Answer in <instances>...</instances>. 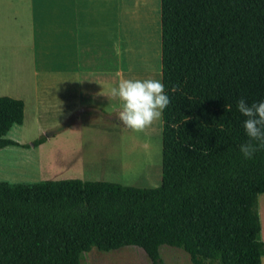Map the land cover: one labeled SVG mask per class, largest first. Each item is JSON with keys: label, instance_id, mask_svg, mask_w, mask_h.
Returning <instances> with one entry per match:
<instances>
[{"label": "trees", "instance_id": "obj_1", "mask_svg": "<svg viewBox=\"0 0 264 264\" xmlns=\"http://www.w3.org/2000/svg\"><path fill=\"white\" fill-rule=\"evenodd\" d=\"M160 34L161 184L0 181V264H81L128 246L164 264L162 245L193 264H261L264 151L239 152L236 102L264 101V0H160ZM23 119V101L0 96V150L21 146L6 135Z\"/></svg>", "mask_w": 264, "mask_h": 264}, {"label": "crops", "instance_id": "obj_2", "mask_svg": "<svg viewBox=\"0 0 264 264\" xmlns=\"http://www.w3.org/2000/svg\"><path fill=\"white\" fill-rule=\"evenodd\" d=\"M151 8L155 18L160 61V0H0V96L23 101L24 119L20 127L25 125L29 110L38 124L39 133L43 135V132L49 131L46 133L45 142L58 136L64 140L78 137L82 132L80 126L85 122L89 123L90 131H93L97 118L104 120L118 112L119 108L112 109L110 106L116 99L109 94L112 87L108 36L110 9H117L118 12L117 26L119 25L122 47L120 51L118 38L116 53L122 55L123 70L132 71L136 64L143 68V61L149 55L154 75L157 62L148 47ZM113 17L115 26L114 11ZM102 32L104 35L100 38ZM100 42L103 45L101 54ZM155 45L156 43L151 46L152 50L156 49ZM23 48L27 49L26 56ZM119 56L117 60H120ZM133 72L130 78L145 77L141 69L136 74ZM14 73L18 74L17 77ZM5 76H10L12 80L9 85L1 84ZM41 121L45 124H41ZM159 121L155 122L154 135L159 124V130H162V121ZM53 130L56 133L51 134ZM83 131L86 133V128ZM144 132L146 137L154 138L147 129ZM135 135L142 139L141 134ZM127 148L119 153L122 158L121 175L134 181L137 174L131 170L130 164L138 162L144 154L139 148ZM88 177L92 181H98L93 176ZM258 209L261 238L264 241V192L259 195ZM160 248L161 246L159 251ZM167 251L171 253V257L179 255V251ZM188 260L193 264L190 257ZM261 264H264V256Z\"/></svg>", "mask_w": 264, "mask_h": 264}, {"label": "rangeland", "instance_id": "obj_3", "mask_svg": "<svg viewBox=\"0 0 264 264\" xmlns=\"http://www.w3.org/2000/svg\"><path fill=\"white\" fill-rule=\"evenodd\" d=\"M113 11L116 18L115 26L113 25ZM117 13V9H110L111 24L108 36L110 37L109 71L111 86L113 87L117 85L119 79H121V71H123V78L126 79L135 78L130 77L132 73H134L133 71H135L136 74L139 69H141L145 75V77H140L139 79H146L149 77L159 79L158 65L160 64V61L159 55L157 53L158 40L156 39V28L154 24L155 18L152 8L150 9L149 14L150 39L148 41V47L150 53H153L154 60H156L157 62L154 75H152L153 67L149 55H146L143 61V68L140 67L139 64H136L138 67L136 66L135 68H132V71L123 70L122 55L120 54L119 56L116 53L118 38L120 51L122 47L119 25L117 26ZM103 35L104 33L102 32L100 34V38H102ZM155 39L157 40V42H155ZM154 43H156V49L152 50ZM137 46H139V44ZM125 48H127V46H125ZM102 49L103 45L100 42V54L102 53ZM26 51L27 49H24L23 53L25 56ZM136 53L137 55L139 54L138 51ZM117 56H119L120 60H117ZM136 58H138V56H136ZM5 66L8 65L5 64ZM8 68L11 69V67L9 66ZM14 69H16V67H14ZM99 70L100 72L102 71L101 66ZM13 75L17 77L18 74L14 73ZM26 76L27 75L25 74L24 77ZM9 77L5 76L2 79L3 81H1V84L9 85V83L12 82ZM110 106L112 107V109H118L120 108V102L116 99L115 101L111 102ZM95 113L101 116L98 111H96ZM101 117L103 118V116ZM41 124L45 123L41 121ZM88 124V122H85L82 126H80V130L82 132H80L78 137H70L61 140L60 136H58L53 139H48V141L42 143V145L40 144L39 146L34 148L32 146V143L41 136L46 137V133H49V131L43 132V135H41L38 130L37 122L34 121L28 110L25 125L23 127L13 126L9 133L6 135V138L19 143L21 146H9L0 150V181L8 183H35L44 180L67 179L92 181L90 180L92 178H89L88 176H93L95 177L94 179L98 181L118 183L121 185L140 188H155L161 184V131L159 130L160 124L158 129H156L155 135V123L147 129L150 136L154 135L153 139L146 137L145 132L139 133V135H142V139H139V137L135 135L134 132L125 130L120 125L118 112L111 114L109 117L104 118V120L97 118V125L96 127H94L95 129L93 131H90L91 128ZM52 125L54 126V123H52ZM57 128H59V126ZM84 128H86V133H84L83 131ZM52 132L53 133L51 134L56 133L54 130ZM128 146L139 148L140 152L145 155V157L144 155H142L141 159L138 162H132V164H130L129 161L128 163L132 167V169H130L137 174V177H134V181L121 175L122 171L120 166L122 163V158L120 157L121 155H119V153L124 148L128 149ZM169 249L179 251V255H177L176 257H171V253L167 251ZM159 253L160 258L163 262H165V264H167V262L175 264L176 261L178 262V264H191L190 262H188V254L181 248L163 245L161 246ZM184 257L186 258V260ZM80 263L151 264L145 253L140 248L134 246L123 247L111 252H99L97 249H93L90 252L82 255Z\"/></svg>", "mask_w": 264, "mask_h": 264}, {"label": "clouds", "instance_id": "obj_4", "mask_svg": "<svg viewBox=\"0 0 264 264\" xmlns=\"http://www.w3.org/2000/svg\"><path fill=\"white\" fill-rule=\"evenodd\" d=\"M173 91L179 89L173 88ZM109 94L120 102V125L134 133H142L162 119L164 110L170 104L164 84L152 77L121 78L116 86L110 88ZM236 108L245 118L243 128L248 137L247 142L240 145L239 152L244 159L250 160L257 152L264 151V101L248 104L241 98L236 102Z\"/></svg>", "mask_w": 264, "mask_h": 264}]
</instances>
